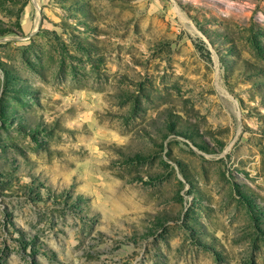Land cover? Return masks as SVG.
I'll use <instances>...</instances> for the list:
<instances>
[{
  "label": "rangeland",
  "instance_id": "obj_1",
  "mask_svg": "<svg viewBox=\"0 0 264 264\" xmlns=\"http://www.w3.org/2000/svg\"><path fill=\"white\" fill-rule=\"evenodd\" d=\"M0 264H264V0H0Z\"/></svg>",
  "mask_w": 264,
  "mask_h": 264
}]
</instances>
